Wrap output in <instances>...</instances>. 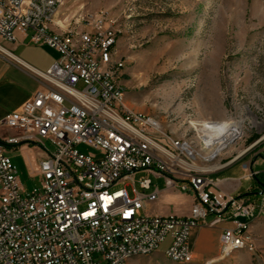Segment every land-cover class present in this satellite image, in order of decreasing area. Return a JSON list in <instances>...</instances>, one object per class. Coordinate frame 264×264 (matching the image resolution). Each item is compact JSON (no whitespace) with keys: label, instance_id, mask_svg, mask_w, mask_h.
<instances>
[{"label":"built area","instance_id":"built-area-1","mask_svg":"<svg viewBox=\"0 0 264 264\" xmlns=\"http://www.w3.org/2000/svg\"><path fill=\"white\" fill-rule=\"evenodd\" d=\"M63 6L64 0H0L1 39L31 32L32 44L58 53L47 72L36 73L46 87L1 123L13 134H0V264H125V252L157 251L167 240L163 254L194 261L192 230L223 224L219 256L233 246L253 251L241 218L256 211L254 204L211 189L218 183L211 176L240 160L219 163V151L241 128L234 124L220 148L197 151L165 133L156 117L125 113V90L111 68L116 20L108 10L58 19ZM24 149L32 152L30 179L39 181L30 192L10 156ZM243 168L245 179L259 174L252 162ZM153 179L166 190L191 192L189 215L144 212L164 191Z\"/></svg>","mask_w":264,"mask_h":264},{"label":"rangeland","instance_id":"rangeland-1","mask_svg":"<svg viewBox=\"0 0 264 264\" xmlns=\"http://www.w3.org/2000/svg\"><path fill=\"white\" fill-rule=\"evenodd\" d=\"M98 10H108L116 20L119 33L111 68L131 111L156 117L165 133L198 147L213 143V135L226 123H241V136L219 156V163L239 157L224 170L243 171L244 163L258 159L252 169L264 173V0H64L59 18ZM43 143L53 151L50 142ZM10 156L30 192L38 179L27 177L20 152ZM257 176L261 182L257 180L253 193L246 195L256 209L254 250L190 264H264V176ZM243 179V190L253 184ZM155 186L165 189L163 180L153 179ZM192 198L191 192L170 190L144 212L184 216ZM205 231L209 245L215 246L219 227ZM168 245L129 263L177 264L163 256Z\"/></svg>","mask_w":264,"mask_h":264},{"label":"crops","instance_id":"crops-1","mask_svg":"<svg viewBox=\"0 0 264 264\" xmlns=\"http://www.w3.org/2000/svg\"><path fill=\"white\" fill-rule=\"evenodd\" d=\"M30 35L31 32H17V40L14 42L4 41L0 38L1 135L13 134L12 131L4 129L1 125L5 117L10 113L21 111L25 103L31 100L37 91L42 90L46 87V84L37 77L36 73L47 72L58 59V53L56 51L46 46L32 44L30 42ZM16 60L18 61V63L16 62ZM31 153L32 152L29 149H24L23 152L20 153V157H22L23 159L26 175L28 178H30L28 173V162L30 160V156H32ZM235 159H239V157ZM257 160L258 159L252 162V168ZM257 173H259L260 176H264V173ZM243 174L244 173L241 167H239L238 169L230 168L223 170L213 177V179L218 180V183L217 186L212 187L211 189H220L227 193H234L237 196H245L251 194L253 193L252 191L255 186V182L258 183V181L256 180V178L251 179L253 181V184L249 185L243 190ZM169 191L170 190L164 189L160 199H162V197ZM193 202L194 199L192 198L191 207L193 205ZM189 213L184 216L189 215ZM227 226V224L219 226L220 234L215 246L209 245L208 239L206 237V228H196L192 230L190 242L192 251L194 253V261L198 260L205 263L207 261H214L220 257V236L223 229ZM169 241L170 240H167L166 242H168L169 244ZM132 262L133 260L130 261V263Z\"/></svg>","mask_w":264,"mask_h":264},{"label":"bare ground","instance_id":"bare-ground-1","mask_svg":"<svg viewBox=\"0 0 264 264\" xmlns=\"http://www.w3.org/2000/svg\"><path fill=\"white\" fill-rule=\"evenodd\" d=\"M127 105L128 104H127L126 96H125V94H122V108L125 109V113L131 114V115H138V113H142V112L131 111L127 107ZM144 115H147V119H154V117L149 115V114L144 113ZM234 124L236 125V127L241 128V123H232V122L226 123V125L221 129L220 132H218V133L213 135L212 140L214 142L213 143L209 142L208 145H206L204 147H198L193 141H189V140L184 139V138H182V139L181 138H177V139L180 140L181 142H186L188 147H193L197 151H214L215 149L220 148V146H222L226 142V138H228L230 136L231 129H233ZM240 136H241V133H240V135L238 137H240ZM232 142H229L227 144V146H224L223 149L221 151H219V156H221V154L224 152V150H226L227 148H229V146H231L230 144ZM246 219H247L246 220V227L251 228L252 224H253V222L255 220V216H253V213H252V214H250V216H247ZM240 250H247L248 251V247L233 246V248L230 249V251L225 252V254L223 256H220L216 260H223L225 258H228L233 253H235L237 251H240ZM155 252H156L155 250L127 251V252H125V264H129V262L132 259H134V258H137V257H140V256H148V255H151V254H153ZM164 256L167 259H169L171 262H174V263H177V264H190V263L194 262V261H188V259H182V258L168 256L166 254H164Z\"/></svg>","mask_w":264,"mask_h":264},{"label":"trees","instance_id":"trees-1","mask_svg":"<svg viewBox=\"0 0 264 264\" xmlns=\"http://www.w3.org/2000/svg\"><path fill=\"white\" fill-rule=\"evenodd\" d=\"M256 180H259L260 181V179H259V177L258 176H256ZM261 182V181H260Z\"/></svg>","mask_w":264,"mask_h":264},{"label":"water","instance_id":"water-1","mask_svg":"<svg viewBox=\"0 0 264 264\" xmlns=\"http://www.w3.org/2000/svg\"><path fill=\"white\" fill-rule=\"evenodd\" d=\"M241 220L246 221L247 219L246 218H241Z\"/></svg>","mask_w":264,"mask_h":264}]
</instances>
